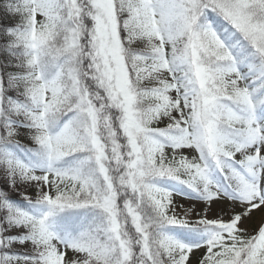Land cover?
I'll return each instance as SVG.
<instances>
[{"label": "snow or ice", "instance_id": "1", "mask_svg": "<svg viewBox=\"0 0 264 264\" xmlns=\"http://www.w3.org/2000/svg\"><path fill=\"white\" fill-rule=\"evenodd\" d=\"M0 264H264V0H2Z\"/></svg>", "mask_w": 264, "mask_h": 264}, {"label": "rangeland", "instance_id": "2", "mask_svg": "<svg viewBox=\"0 0 264 264\" xmlns=\"http://www.w3.org/2000/svg\"><path fill=\"white\" fill-rule=\"evenodd\" d=\"M0 2H2V0Z\"/></svg>", "mask_w": 264, "mask_h": 264}, {"label": "trees", "instance_id": "3", "mask_svg": "<svg viewBox=\"0 0 264 264\" xmlns=\"http://www.w3.org/2000/svg\"><path fill=\"white\" fill-rule=\"evenodd\" d=\"M1 1V0H0Z\"/></svg>", "mask_w": 264, "mask_h": 264}]
</instances>
